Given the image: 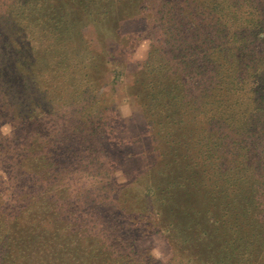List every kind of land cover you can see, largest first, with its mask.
Masks as SVG:
<instances>
[{"label":"trees","instance_id":"obj_1","mask_svg":"<svg viewBox=\"0 0 264 264\" xmlns=\"http://www.w3.org/2000/svg\"><path fill=\"white\" fill-rule=\"evenodd\" d=\"M96 1L105 5V17H112L118 6L135 3ZM54 3L0 0V116L9 115L14 123L17 111L23 119L21 131L25 128L15 139L17 146L33 149L35 123L42 136L50 122L47 116L61 114L66 127L62 138L50 130L46 143L63 139L72 162L93 170L107 159L101 150L93 154L97 158L90 153V145L101 139L106 115L95 86L106 65L79 56L69 14ZM160 28V44L152 47L143 66L148 87L144 113L150 127H160V158L167 178V187L160 182V201L170 206L168 217L174 214L179 220V227L169 222L168 231L193 230L212 239L201 251L207 264H264V0H160ZM65 109L73 115L67 116ZM78 139L88 144V155ZM17 146L3 147L4 161H18ZM56 152L50 174L65 163ZM27 177L26 184L23 176L17 177L13 188L23 191L25 186L26 199H35L42 186ZM51 189L38 208L46 219L35 222L40 227L33 240L41 243L45 235L47 241L41 246L45 251L32 254H39L38 264L139 263L127 252H111L112 245L89 249L83 230L72 229L64 220L71 187L58 182ZM60 196L64 203L57 205ZM69 208L81 211L75 204ZM25 238L19 236L14 246L20 250L18 258L30 264L34 258L21 253Z\"/></svg>","mask_w":264,"mask_h":264},{"label":"rangeland","instance_id":"obj_2","mask_svg":"<svg viewBox=\"0 0 264 264\" xmlns=\"http://www.w3.org/2000/svg\"><path fill=\"white\" fill-rule=\"evenodd\" d=\"M77 1L78 6L71 5L70 0H54V5L61 6L62 11L69 14L79 56L106 65L95 83L98 94L103 96L106 115L101 139L98 137L99 140L90 145V153L97 158L98 155L93 154L101 150L107 159L102 158L92 170L84 163L72 162L67 156L71 151L65 149L63 139L46 143L49 140L46 136H52L51 132L62 138L66 127L62 128L61 114L55 119L51 113L47 116L50 122L46 120V132L42 136L35 130V123L33 149L17 146L15 141L25 132V128L21 131L22 116L16 111L14 123H11L13 117L0 116V264H28L27 259L18 258L20 250L14 246L19 236L26 237L25 250L21 249L23 257L34 258L29 259L30 264H38L39 254L36 257L32 254L45 251L41 246L47 244L45 235L41 243L33 240L36 228L40 227L36 220L46 219L41 217L44 213L38 212L39 203L45 204V197L58 182L71 187V195L65 197L64 220L72 229L83 230L82 238L89 249L112 245L111 252H127L126 255L137 258L138 264H207L201 251L212 245V239L193 230L168 231V223L178 226L179 220L174 214L169 218L166 209L170 206L164 207L160 201V182H163L162 188L167 187L163 185L167 178L162 168L164 161L160 158V127H150L144 113L148 87L143 84L147 76L143 66L152 47L160 44V0H134V5L118 6L111 11L112 17H105V5H98L96 0L91 3ZM2 41L0 38V44ZM39 103V107L44 108L41 104L46 101ZM68 110L65 109L66 115L72 116L73 112L68 115ZM75 142L83 147L84 154H89V150L85 151L88 144L81 139ZM14 145L20 158L13 164L5 160L6 163L2 149ZM56 150L62 160L65 158V163L55 174H50L52 159L58 157ZM38 160L43 164L41 169ZM27 175L42 186V190L36 189L43 192L42 195L38 193L35 199H26L25 186L23 191L13 188L17 185V177L23 176L26 184ZM164 192L163 197L169 199L168 192ZM63 203L60 196L57 205ZM69 203L80 206V213L71 210Z\"/></svg>","mask_w":264,"mask_h":264}]
</instances>
